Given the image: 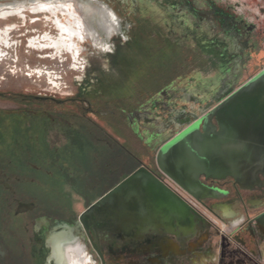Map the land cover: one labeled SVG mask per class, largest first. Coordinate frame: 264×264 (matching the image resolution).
<instances>
[{"label": "rangeland", "instance_id": "1", "mask_svg": "<svg viewBox=\"0 0 264 264\" xmlns=\"http://www.w3.org/2000/svg\"><path fill=\"white\" fill-rule=\"evenodd\" d=\"M102 1L121 23L119 36L110 40V52H102L84 28L83 38L76 33L73 37L58 25L61 21L62 26L79 28L74 20L91 15L92 8L93 14L98 12L102 3L6 0L0 4V91L5 93L0 97V169L10 175L18 197L38 202L35 215L75 219L118 184L124 174L142 165L156 169L157 148L180 130L171 125L173 117L199 111L212 100L217 104L264 68V0H213L238 20L254 24L256 30L240 38L237 46L232 35L225 36L220 28L212 31L207 22L198 26L194 17L166 11V5L182 0ZM198 1L207 5L211 0ZM13 10L18 12L6 16ZM70 10L82 15L68 14ZM88 21L93 23L92 19ZM7 28L11 29L9 35L5 33ZM6 39L10 46L2 44ZM26 94L60 100L80 97L92 103L94 111L86 116L92 124L87 127L58 116V111H77L79 117L80 105H54L56 114L48 116L56 120L57 131L69 128L82 134L89 132L82 155L72 143L62 140L56 141V158L29 157L25 163L21 152L27 148L26 141L18 129H22L21 119L31 115L22 117L21 111L41 107H26L23 102L30 101L22 98ZM136 112L141 117L135 116ZM145 117L154 122L146 123ZM167 124L170 126L166 128ZM72 150L76 152L70 154ZM36 166H40L38 172ZM23 175L26 177L22 179ZM8 200L0 194L2 220L14 216L15 203ZM2 204L9 210L4 211ZM16 224L13 222L7 234L0 235L5 248L11 245V234L15 238L13 246L21 242L22 228ZM210 243L206 241L200 249H208ZM213 245L220 249L216 241ZM3 250L8 253L0 256V264H30V249ZM110 259L117 262V256ZM140 259L141 264L145 262L144 257Z\"/></svg>", "mask_w": 264, "mask_h": 264}, {"label": "flooded vegetation", "instance_id": "2", "mask_svg": "<svg viewBox=\"0 0 264 264\" xmlns=\"http://www.w3.org/2000/svg\"><path fill=\"white\" fill-rule=\"evenodd\" d=\"M3 1L6 0H2L0 4ZM23 1L27 2V0H17V2ZM132 1L136 3L137 0ZM101 2L110 7L102 0ZM165 8L171 15L196 18L198 26L207 22L211 25L212 31L220 28L224 35H232L235 46L238 40H241L240 38L256 30L254 24H246L240 18L238 20L230 13L231 11L217 6L213 0L207 5L200 4L198 0H182L179 3L166 5ZM110 10L113 11L111 7ZM215 21H217L216 24H214ZM243 45L247 47V41H244ZM237 49L238 47L235 48L236 52ZM0 97H5V93L0 91ZM22 98L30 100L23 102L26 107L28 105L33 107V104L41 106L36 110L23 109L22 117L26 115L31 117L22 118L21 123L16 122L21 124L22 129L18 130L23 132L24 141H26L27 148L21 152L26 158V164L29 157L56 158V141L70 142L77 152L81 155L84 153L89 132L84 131L82 134L69 128L62 129V132L60 129L57 131L56 120H50L48 116L56 114L58 109L54 105L62 106L68 103H72L74 107L80 105L82 114L79 113V117H76L77 111L69 113L58 111V116H63V119L68 122H81L87 127L92 124V119L86 116L94 111L90 101L80 97L60 100L48 95L30 94L23 95ZM36 100L38 102L33 103ZM209 110L210 108L204 105L199 111L182 112L172 118L171 125L181 129L188 119L192 122L196 121L192 114L202 118ZM10 113L13 114L12 111ZM135 116L141 117L138 112ZM144 120L149 124L154 122V119L146 117ZM169 126L167 124L166 128ZM76 150L69 153H74ZM62 153L64 154V152L58 154ZM53 163L56 164V161ZM26 168L23 166L25 171ZM39 168L40 166H36L34 169L38 172ZM150 170L189 204L191 211L186 221L175 220L173 223L170 221L163 224L151 221L148 225L134 223L125 230H119L115 228L117 221L103 216L97 220L96 227L90 222L91 226L88 230L80 222V215L69 220L45 213L33 214L38 209V202L18 197L17 188L11 182L10 175L7 171L0 169V194L9 198L7 203H15L14 216L7 215L13 218L3 219L7 222V226L0 218V235L7 234L6 230L13 222L18 223L16 226L22 228L23 233L21 242L16 247L13 246L14 235H9L11 245L7 248L4 247L0 237V249L2 251L14 248L30 249V264H59L55 244L61 238L62 240L77 238L80 246L79 257L83 259L82 264H141V257H144L145 261L142 264H264V175L261 174L260 181L251 188L241 187L232 177L215 179L202 176V183L211 189L214 196L197 199L160 172L158 167ZM25 177L23 175L22 179ZM20 203H33L35 206L26 212L16 213ZM2 205L3 210H9V207ZM14 218L17 221H14ZM9 232L13 233L11 229ZM206 241L211 242L208 249H200ZM215 241L220 249L213 248ZM87 249H91L93 253L88 254ZM7 253L6 251L5 257ZM126 255H129V258ZM111 256H117V262L111 261Z\"/></svg>", "mask_w": 264, "mask_h": 264}, {"label": "water", "instance_id": "3", "mask_svg": "<svg viewBox=\"0 0 264 264\" xmlns=\"http://www.w3.org/2000/svg\"><path fill=\"white\" fill-rule=\"evenodd\" d=\"M205 107L210 110L202 118L192 114L195 122L188 119L175 135L161 142L156 150L159 171L197 199L214 196L202 176L232 177L241 187L251 188L264 175V68L217 104L212 100ZM34 206L20 203L16 213ZM190 211L180 195L142 165L124 174L82 212L80 222L89 230L105 216L117 221L115 228L125 230L134 223L186 221ZM0 256L5 257L2 249Z\"/></svg>", "mask_w": 264, "mask_h": 264}, {"label": "bare ground", "instance_id": "4", "mask_svg": "<svg viewBox=\"0 0 264 264\" xmlns=\"http://www.w3.org/2000/svg\"><path fill=\"white\" fill-rule=\"evenodd\" d=\"M84 1H88L90 4H94V5L102 3L101 0H84ZM105 6H106L105 4H103V8H102V6H99V10H98V12H96L99 16L95 12L93 14L94 9L92 8L90 10L91 15L84 14V17H83L84 19L82 21H80L78 18H76L74 21H75V24L76 23L78 24L79 28L76 27L75 29H72L68 25H64V24H63L64 26H62V22L59 21L58 22L59 30L63 31L66 29L65 31L68 32L69 36L74 37V34L76 33L80 37L83 38L84 37L83 28H84L87 36L90 37L95 42L96 45L100 46L99 48L102 49V52H110L112 45H113V44L110 45V42H111L110 40L114 35L120 34L121 23L118 20L117 16L114 14V12L112 10H110V7H105ZM17 12H18L17 10L9 11L8 12L9 14H6V16H11V14H15ZM76 12L77 11H75V10L74 11L70 10V11H68V14H77L78 16L81 14L79 12H77V13ZM68 18H69V16H68ZM88 19H92L93 23L91 24L88 21ZM63 23H66V22H63ZM10 30H11L10 28H7L5 30V33L9 35ZM100 36L102 38H100ZM57 43H58V41H57ZM2 44H4L5 46L11 45V43L7 39L5 41H3ZM67 44L68 43L66 42L65 45L67 46ZM71 44H72L71 47L74 48L73 43H71ZM69 50H70V48H69ZM77 52H78V50H77ZM2 58H3V54H2V51H0V60ZM55 247H56L55 252L57 254L59 264H82L83 259L81 257H79L80 246H79V242H78L77 238H74L72 240L71 239L70 240H62V238H61L57 242V244H55Z\"/></svg>", "mask_w": 264, "mask_h": 264}]
</instances>
